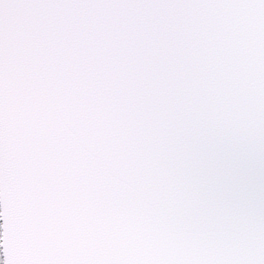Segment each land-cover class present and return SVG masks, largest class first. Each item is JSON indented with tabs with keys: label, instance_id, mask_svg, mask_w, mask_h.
<instances>
[{
	"label": "snow or ice",
	"instance_id": "obj_1",
	"mask_svg": "<svg viewBox=\"0 0 264 264\" xmlns=\"http://www.w3.org/2000/svg\"><path fill=\"white\" fill-rule=\"evenodd\" d=\"M0 264H264V0H0Z\"/></svg>",
	"mask_w": 264,
	"mask_h": 264
}]
</instances>
